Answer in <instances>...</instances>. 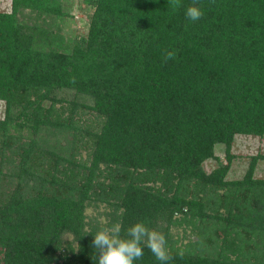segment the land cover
<instances>
[{
	"label": "trees",
	"instance_id": "16d2710c",
	"mask_svg": "<svg viewBox=\"0 0 264 264\" xmlns=\"http://www.w3.org/2000/svg\"><path fill=\"white\" fill-rule=\"evenodd\" d=\"M69 2L0 8V264H98L96 232L137 222L168 264H264V154L227 177L264 137V0H83L85 33Z\"/></svg>",
	"mask_w": 264,
	"mask_h": 264
},
{
	"label": "clouds",
	"instance_id": "9594fccd",
	"mask_svg": "<svg viewBox=\"0 0 264 264\" xmlns=\"http://www.w3.org/2000/svg\"><path fill=\"white\" fill-rule=\"evenodd\" d=\"M171 6L173 9L178 8L180 0H171ZM185 15L195 22L203 17L204 11L194 0V3L186 8ZM175 55L174 52L167 51L164 58L167 61L174 59ZM71 82L75 83V80ZM92 246L98 253V264H134L143 257L145 248L161 264H168L173 259L167 247L166 236L149 228L144 222H137L129 227L126 237L121 236L120 223L103 227L94 235Z\"/></svg>",
	"mask_w": 264,
	"mask_h": 264
},
{
	"label": "rangeland",
	"instance_id": "374dc122",
	"mask_svg": "<svg viewBox=\"0 0 264 264\" xmlns=\"http://www.w3.org/2000/svg\"><path fill=\"white\" fill-rule=\"evenodd\" d=\"M9 3L10 0H0V8L3 6V9L7 10ZM69 4L70 16L66 18L68 26L73 27L76 33H85L87 30L89 9L84 4L83 0H70ZM3 114L4 102L0 100V117H2ZM232 151L237 156L231 163L227 177L230 179L240 178L247 169L249 156L257 153L264 154V137L243 134L236 135L232 144ZM215 152L220 156L222 161H225L222 145H216ZM204 165L207 170H210L217 165V162L214 159H208L205 161ZM255 175L264 177V159L259 160L257 163Z\"/></svg>",
	"mask_w": 264,
	"mask_h": 264
},
{
	"label": "crops",
	"instance_id": "0c3cea01",
	"mask_svg": "<svg viewBox=\"0 0 264 264\" xmlns=\"http://www.w3.org/2000/svg\"><path fill=\"white\" fill-rule=\"evenodd\" d=\"M1 8L3 9V6H1ZM5 8V7H4Z\"/></svg>",
	"mask_w": 264,
	"mask_h": 264
}]
</instances>
